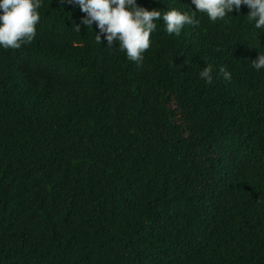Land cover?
Here are the masks:
<instances>
[{
  "label": "trees",
  "instance_id": "16d2710c",
  "mask_svg": "<svg viewBox=\"0 0 264 264\" xmlns=\"http://www.w3.org/2000/svg\"><path fill=\"white\" fill-rule=\"evenodd\" d=\"M38 11L30 44L0 48V264H264V32L249 9L198 13L180 36L158 21L139 67L95 23L75 32L77 6Z\"/></svg>",
  "mask_w": 264,
  "mask_h": 264
},
{
  "label": "clouds",
  "instance_id": "9594fccd",
  "mask_svg": "<svg viewBox=\"0 0 264 264\" xmlns=\"http://www.w3.org/2000/svg\"><path fill=\"white\" fill-rule=\"evenodd\" d=\"M66 3L77 6L84 13L80 22L75 23V32L80 33L81 25L92 30L95 23L98 29L94 34L96 42L124 52L138 67L143 63L144 53L152 46L150 37L157 31L158 21L163 23L168 35L180 36L185 26L201 24L198 13L215 24L233 16V11L239 13L243 5L249 9L246 17L253 22L254 28L264 32V0H191L195 10L171 7L167 11L148 10L139 6L137 0H66ZM41 6L42 0H0V48L19 49L34 40ZM114 44L117 47L113 48ZM251 66L257 71L264 69V53H258ZM212 72V65L205 66L199 72V78L211 85ZM219 72L223 79L231 80L232 74L226 67L221 66Z\"/></svg>",
  "mask_w": 264,
  "mask_h": 264
}]
</instances>
